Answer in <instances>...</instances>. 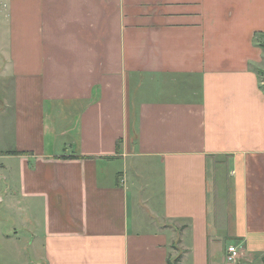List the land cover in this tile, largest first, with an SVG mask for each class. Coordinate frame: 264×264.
<instances>
[{
	"label": "crops",
	"instance_id": "1",
	"mask_svg": "<svg viewBox=\"0 0 264 264\" xmlns=\"http://www.w3.org/2000/svg\"><path fill=\"white\" fill-rule=\"evenodd\" d=\"M255 34L264 0H0V264H264Z\"/></svg>",
	"mask_w": 264,
	"mask_h": 264
},
{
	"label": "built area",
	"instance_id": "2",
	"mask_svg": "<svg viewBox=\"0 0 264 264\" xmlns=\"http://www.w3.org/2000/svg\"><path fill=\"white\" fill-rule=\"evenodd\" d=\"M240 249L237 246H229L227 248V261L228 262H235L236 259L239 257Z\"/></svg>",
	"mask_w": 264,
	"mask_h": 264
},
{
	"label": "trees",
	"instance_id": "3",
	"mask_svg": "<svg viewBox=\"0 0 264 264\" xmlns=\"http://www.w3.org/2000/svg\"><path fill=\"white\" fill-rule=\"evenodd\" d=\"M254 41L257 46L264 49V34H255ZM177 261L176 259L174 263L169 262L168 264H176Z\"/></svg>",
	"mask_w": 264,
	"mask_h": 264
},
{
	"label": "rangeland",
	"instance_id": "4",
	"mask_svg": "<svg viewBox=\"0 0 264 264\" xmlns=\"http://www.w3.org/2000/svg\"><path fill=\"white\" fill-rule=\"evenodd\" d=\"M261 78H262V76H261ZM7 82H3L2 83V86H0V88H4V89H7V84H6ZM262 86V88L264 89V84L263 85H261ZM1 92V91H0ZM2 106V104H1V102H0V107Z\"/></svg>",
	"mask_w": 264,
	"mask_h": 264
}]
</instances>
